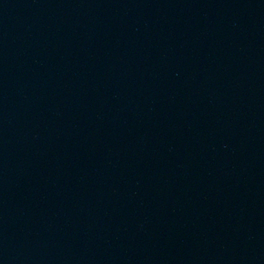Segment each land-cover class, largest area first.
I'll return each mask as SVG.
<instances>
[{
  "label": "water",
  "instance_id": "water-1",
  "mask_svg": "<svg viewBox=\"0 0 264 264\" xmlns=\"http://www.w3.org/2000/svg\"><path fill=\"white\" fill-rule=\"evenodd\" d=\"M0 264H264V0H0Z\"/></svg>",
  "mask_w": 264,
  "mask_h": 264
}]
</instances>
